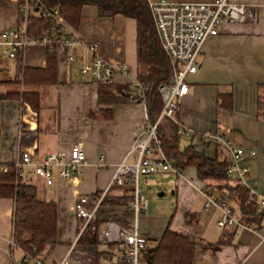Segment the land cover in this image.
<instances>
[{"label":"crops","instance_id":"1","mask_svg":"<svg viewBox=\"0 0 264 264\" xmlns=\"http://www.w3.org/2000/svg\"><path fill=\"white\" fill-rule=\"evenodd\" d=\"M150 1L155 0H147ZM229 1L246 6L253 18L221 21L218 33L202 44L197 71L187 77L188 91L177 102L176 120L188 130L186 134H176L177 146L190 145L219 162H226L228 153L218 138L227 140L233 148L254 151L252 156L240 160L248 168L242 185L248 193L261 194L264 193V0ZM17 10V0H0V32L18 26ZM74 34L81 44L95 43L103 60L126 65V75L115 74L109 84L114 99H99L98 86L80 76L78 66L88 56L80 46H73L57 53L55 83L30 88L38 93L37 111L17 98L0 102V163L10 162L18 150L41 157L55 150L67 151L75 141L86 157V165L76 178L50 185L37 178L33 181L37 199L56 204L57 243L41 253L40 264H55L63 257L67 264H100L111 255L107 245L76 242L77 199L102 191L104 197L130 196L127 182L117 186L109 184V180L114 166L134 142L143 138L148 122L145 101L125 100L117 92V88L131 92V82L137 76L134 19L120 14L100 16L94 6L84 5ZM44 50L41 46L30 47L23 65L0 55V80H20L23 67L43 68ZM67 54L75 61H67ZM12 89L24 88L20 85L18 89L7 90ZM100 159L103 165H99ZM132 159L133 155L128 157ZM179 170L175 174L174 214L162 222L137 224L138 231L148 242L157 239L165 228L191 237L196 242L191 264H264V219L258 227L244 225L234 210L232 215L241 227H218L219 211L203 208L200 189L224 200L233 210L234 204L226 198L227 189L219 186L223 183L199 180L192 166ZM235 182L232 178L227 180L229 185ZM12 211L13 200L0 198V264H19L21 258V251L12 244ZM130 216L132 211L127 203L100 204L92 222L97 223L98 231L106 221L127 225L132 220Z\"/></svg>","mask_w":264,"mask_h":264},{"label":"built area","instance_id":"2","mask_svg":"<svg viewBox=\"0 0 264 264\" xmlns=\"http://www.w3.org/2000/svg\"><path fill=\"white\" fill-rule=\"evenodd\" d=\"M23 0L20 5L21 23L13 29L0 32V55L14 59L19 53V61L23 65L27 51L32 46H57L63 53L70 47L80 46L88 59L78 66V73L85 80L93 84H110L115 74L126 75L127 67L124 63H111L103 60L96 52L95 43L81 44L74 34V28L64 21L55 8H47L37 4L33 13L39 17L48 18L54 25L53 30L45 32L37 38H29L25 34L26 17L32 11L29 2ZM150 17L161 49L169 59L171 73L167 80L158 85L157 91L161 100V108L152 122H147L143 130V138L134 142L123 158L114 166L109 184L117 186L127 182L130 185V200L127 205L132 211V220L127 225L106 221L96 233V241L102 245H112L110 257L103 258L100 264H147L144 252L149 246L147 238L137 229V215L146 211V200L138 186L140 175H149L172 171L177 174L180 170L172 161L167 159L162 150L157 133V125L162 119H167L175 125V133L186 134L188 130L179 125L176 120L178 99L188 91L187 77L196 73L198 55L204 41L218 33V27L223 20L252 19V11L243 4L229 0H214L210 3L168 2L155 0L148 2ZM67 61L74 62L71 54L65 56ZM132 91L128 98L133 101L144 102L145 85L137 79L131 82ZM20 136L21 126L18 124ZM224 145L228 157L226 174L229 178L243 184V177L248 168L240 164L245 156H252L254 151H244L233 148L227 140L218 138ZM133 155L132 160L128 157ZM86 165L85 154L78 142L71 144L67 151L55 150L38 157L27 151L18 150L8 163H0V174L13 176V185L33 184L37 178L45 185L54 181H68L78 177ZM99 165H103L102 159ZM105 191L91 197H78L75 216L79 221L77 236L94 219L97 207L100 205ZM200 194L204 198L203 208L217 209L219 216L216 225L220 228L230 225L241 227L230 210L228 204L217 197H213L206 189L201 188ZM259 207H264V193L256 194L249 191ZM89 200V201H88ZM26 259H30L29 256ZM32 264H40L38 259H32ZM55 264H67L63 257Z\"/></svg>","mask_w":264,"mask_h":264},{"label":"trees","instance_id":"3","mask_svg":"<svg viewBox=\"0 0 264 264\" xmlns=\"http://www.w3.org/2000/svg\"><path fill=\"white\" fill-rule=\"evenodd\" d=\"M29 2L31 10L26 17L25 34L29 38H37L45 32L53 30L54 25L48 19L39 17L33 11L37 4L47 8H55L58 14L73 28L80 17V10L84 5H92L100 16L120 14L135 21L136 28V79L145 85L143 92L147 120L152 122L160 108L161 100L157 87L163 84L171 73L169 59L160 47L157 35L150 17L147 0H36ZM23 0H17L18 25L22 21L20 5ZM59 48L48 46L44 50L45 64L43 68L23 67L20 80H0V85H21L24 89L0 91V102L7 99H20L37 111L39 108L38 93L30 88L53 84L56 81V58ZM20 55L16 53L15 60ZM99 99H114L111 86L97 84ZM130 89L117 88L119 97L128 99ZM157 133L161 142L164 156L172 164L183 169L192 166L199 180H212L223 183L227 189V200H230L238 211L239 221L244 225L258 227L264 219V207H259L255 198L251 197L247 189L240 183L227 184L226 174L228 164L216 159L207 158L187 145L178 148L175 126L167 119H162L157 125ZM0 198L13 200L11 221L12 244L21 251L19 264H32V259L40 260L41 253L56 245V204L52 201L39 200L36 197L33 184L21 183L13 185V176L0 174ZM130 196L104 197L101 204L124 205ZM122 224V223H121ZM125 225V224H124ZM97 223L88 224L78 236L77 243L95 244ZM196 242L187 235H182L165 228L161 235L150 241L144 252L147 264H191ZM112 249V245H107ZM29 256L30 259H26ZM110 257V256H108Z\"/></svg>","mask_w":264,"mask_h":264},{"label":"rangeland","instance_id":"4","mask_svg":"<svg viewBox=\"0 0 264 264\" xmlns=\"http://www.w3.org/2000/svg\"><path fill=\"white\" fill-rule=\"evenodd\" d=\"M1 61H4V59ZM9 88L18 89L20 86L0 85L2 91ZM175 184L176 175L172 171L139 176L138 186L141 188L143 197L146 200V211L144 214L139 213L137 215V224L142 225L144 221L150 223L162 222L165 218L174 214L176 209ZM159 193L160 195H158ZM193 208H196V206L194 205ZM130 219H132L131 216Z\"/></svg>","mask_w":264,"mask_h":264},{"label":"water","instance_id":"5","mask_svg":"<svg viewBox=\"0 0 264 264\" xmlns=\"http://www.w3.org/2000/svg\"><path fill=\"white\" fill-rule=\"evenodd\" d=\"M158 195H160V193Z\"/></svg>","mask_w":264,"mask_h":264}]
</instances>
